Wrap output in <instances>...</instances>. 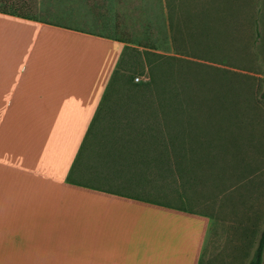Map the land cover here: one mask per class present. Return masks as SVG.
<instances>
[{"label": "crops", "instance_id": "0c3cea01", "mask_svg": "<svg viewBox=\"0 0 264 264\" xmlns=\"http://www.w3.org/2000/svg\"><path fill=\"white\" fill-rule=\"evenodd\" d=\"M143 1L148 27L135 36L126 33L124 0H36L32 9L20 0L19 10L0 7V264L203 259L209 214L67 178L107 176L89 165L88 152L105 123L95 114L125 45L154 41L155 0H129ZM216 3L196 7L197 44L205 41L211 57L218 53L224 64L225 55H239L264 70V0ZM204 19L208 41L199 33ZM110 128L101 146L150 145L146 124L131 128L136 132L122 128L126 137L117 125ZM140 213L145 220L134 218Z\"/></svg>", "mask_w": 264, "mask_h": 264}, {"label": "rangeland", "instance_id": "374dc122", "mask_svg": "<svg viewBox=\"0 0 264 264\" xmlns=\"http://www.w3.org/2000/svg\"><path fill=\"white\" fill-rule=\"evenodd\" d=\"M213 1L155 0L152 11L155 14L154 41L142 47L134 43L125 50L119 76L111 89L115 92L114 98H110L108 108L103 113L105 123L88 152L91 157L89 165L92 168L98 166L107 175L102 180H95L104 187L174 205L183 204L194 211L209 214L211 225L202 264H247L264 226V70L258 61L245 60L243 56L232 54L225 55L228 59L225 61L234 65V68L229 67L234 74H229L228 79L224 80L225 76L214 70V62L224 61L216 58L219 55L216 52L211 57V52L197 47L195 41L196 7L205 5L204 8H211ZM216 2L218 5L221 0ZM247 2L250 3L248 6L252 5L251 0ZM24 3L32 9L36 0H24ZM19 5L20 0H0L1 8L19 10ZM124 6L126 33L132 36L137 32L145 33L143 24H147V18L143 20L141 13H147V2L131 4L129 0H124ZM248 34L249 31L247 37ZM145 51L188 61L166 60L164 71L167 88L164 89L178 86L180 91L177 94L170 92L174 99L169 102L156 97L157 89L153 88L151 93H146L150 101L145 103L149 108L143 114L147 120L148 115L161 107L171 112H175L174 108L182 114L185 112L186 123L182 127L185 128L187 144L180 150L183 172L174 165L167 172L156 167L158 158H165L159 153L161 147L159 150L156 147L159 144L154 134V126H159L156 119L154 124L149 119L153 124L150 126V145L139 143L137 146L134 145L136 142L128 144L126 141L120 143L124 146L121 148L123 157L120 156L116 164L105 158L106 148L99 143L102 141L106 145L109 138H101H105L106 133L108 135L110 127L118 121L125 122L123 107H135V103L127 102L125 96L131 90L130 80L131 83H138L149 79ZM224 81L231 83L232 87L225 88ZM223 93L234 97L225 98V101L222 99ZM116 112L122 115L111 124L110 116ZM174 128L173 125L171 135L177 131V127L176 130ZM117 129L128 132L122 129L120 123ZM94 131H91L92 137ZM127 135L130 134L127 133L125 137ZM193 144L203 147L197 148ZM175 153V150L169 153L170 161L175 159ZM134 218L145 220L146 215L140 213Z\"/></svg>", "mask_w": 264, "mask_h": 264}, {"label": "trees", "instance_id": "16d2710c", "mask_svg": "<svg viewBox=\"0 0 264 264\" xmlns=\"http://www.w3.org/2000/svg\"><path fill=\"white\" fill-rule=\"evenodd\" d=\"M210 30L211 29H210V26H209L207 20L206 19L201 20L199 33H200L201 37L205 38V40H207V41L209 40ZM196 33H197V17H196L195 38H196ZM195 41H196V43L198 42L197 40H195ZM204 42L205 41L200 40V42H199L200 44L197 47H199V46L202 47L203 50H205V52H211L208 49V45H206ZM129 47H132V46L125 45V47L123 48V50L121 52V56L119 58V61L117 62V65H116L115 69L113 70V73H112V75L109 79V82L107 84V87L105 89V94L103 95V100H105V101H104L103 105L101 106V108L99 105V109L97 110V113L95 114V120L98 118H101V117L103 118V113L108 108V101L110 100V98L113 99V96L115 95V92L112 91L111 89L114 88L115 83H116V79L119 76L120 63H121V60L124 56L125 50ZM145 53H146L145 55H147V57H148L147 63L149 64V73H150L149 79L146 81L138 82V83H133V82L131 83V80H130L129 82L131 85V90H130L128 96L127 95L125 96V99L127 100V102L135 103V107H123L122 110L124 112V115L118 114V112H116V114L110 116L109 121H111V124H112L116 117H118V116L120 117V115H122L126 120L124 119V121H125L124 123H121L120 121H118V123L116 124L117 126L120 123L122 128H127V129L130 128L131 129L137 125L146 124L148 126V128L150 129V126L155 123V119H156V123L159 124V126H157V127L154 126L155 139L159 142V144H157L156 147L158 150H159V147H161L159 153H160V155L165 156L164 159L158 158L159 160H157L156 167L159 169H165V171L167 172L169 170H172V167L174 165L176 169L183 172L184 171L183 170L184 165L182 162V157H181L182 153L180 150L182 149V147L185 146V143L187 144V142L185 140V135H186L185 134V128L182 127L183 123L184 124L186 123L185 112L182 114V112H180L179 109H175V108H174L175 112H171V111L165 109L164 107H161L155 113L153 112L150 115H148L149 119L153 122V124L149 119L145 120V116L143 114L146 111L145 109L149 108L145 104V103H147V101H150V98L148 96L149 94H146V93H151L153 88L157 89V91L155 93L156 97H158L159 99L168 100L169 102H170V100L174 99V98H171L172 93H170V92L177 94L180 91V90H178V86L175 88L168 87V88H170V90L164 89V88H167V84H166L167 77L165 78V71H164V66H165V64H167L166 60L173 59L177 62H188V61L182 60L181 58H178L176 56L161 55L157 52L145 51ZM207 60H209V59H207ZM221 63L223 65L214 66V70L217 72V74L225 76L224 80H226V79H228L227 76H229V74L235 73V72H233V70L230 69V68H234V66L230 65L226 61H225V64L223 62H221ZM184 65H185V63H184ZM156 69L157 70L159 69L158 73L155 72ZM209 76H211V75H209ZM208 79L210 80L212 78H208ZM218 82H219V80H218ZM226 83H228V81H224L225 88L229 89L232 87L231 83H228V85H226ZM161 89H163V90H161ZM152 95H153V93H152ZM223 97L224 98H222V99L231 98V97H234V95L232 96L230 94H226V93L224 94L223 93ZM225 101H227V99H225ZM101 104H102V102H101ZM173 125L175 126V128H174L175 130L177 127V131L173 135H171V127ZM149 129H147V130H149ZM151 130L152 129L149 130L150 133H151ZM136 131L137 130H134V132H136ZM149 131H142V132L148 133ZM201 144H203V142ZM193 145H194V147H197V148L203 147L199 144L198 145L193 144ZM85 147H83V148L81 147V152L79 150V153L77 154V157L75 159V163L78 160V158L80 157V154L84 151ZM122 147H124V146H122V145L105 146V148H106V150H105L106 154L104 155L105 158L106 159L109 158L110 161H112L114 164H116V162L120 158V156L123 157V151L121 150ZM89 149L90 148H87V150H89ZM172 150L177 151V154L175 153V156H174L175 159L173 160V161H175V163H172L173 161L169 160L170 156L168 157V155H170L169 153ZM177 155H179V156H177ZM104 156L103 155L101 156L103 161H104ZM196 163L198 164L199 162H197V160H196ZM67 178L69 180L73 181L74 183H81L83 185H89L91 187H100L99 185H102L101 183L95 182V180H98L99 178L90 179V180L89 179H85V180L84 179H76L74 177H71V173L68 174ZM99 180H101V179H99ZM102 186H104V185H102ZM135 196H137L141 199H148L149 201H152V202H155L158 204H164V205L169 206V207L178 208V209L186 210L189 212H192V211L195 212L194 210L189 209L188 207H186L183 204L174 205L171 202L170 203L169 202H161V201H158V200L153 199V198H147V197L138 196V195H135ZM202 260L203 259L201 258L199 264H202ZM247 264H264V226H263V229L261 231L260 237L258 239L257 246L254 250V254L248 260Z\"/></svg>", "mask_w": 264, "mask_h": 264}]
</instances>
